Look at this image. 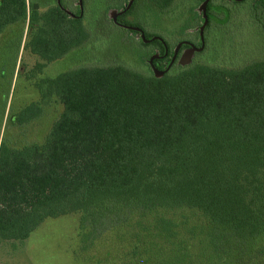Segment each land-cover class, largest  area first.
Segmentation results:
<instances>
[{
    "label": "trees",
    "instance_id": "16d2710c",
    "mask_svg": "<svg viewBox=\"0 0 264 264\" xmlns=\"http://www.w3.org/2000/svg\"><path fill=\"white\" fill-rule=\"evenodd\" d=\"M181 1L133 0L121 15L141 7L172 21L163 13ZM187 1L191 11L204 2ZM250 8L262 23L264 0H250ZM31 10L38 27L29 49L44 63L89 41L81 17L61 6ZM197 13L200 38L214 17ZM25 17L26 0H0V34ZM142 30L160 54L171 47L158 32ZM35 86L39 100L13 114L14 122L36 118L53 98L62 110L42 143L0 141V244L26 240L47 218L93 212L103 219L161 202L202 209L223 251L243 254L264 240V59L232 69L195 62L157 75L121 61L80 64Z\"/></svg>",
    "mask_w": 264,
    "mask_h": 264
},
{
    "label": "rangeland",
    "instance_id": "374dc122",
    "mask_svg": "<svg viewBox=\"0 0 264 264\" xmlns=\"http://www.w3.org/2000/svg\"><path fill=\"white\" fill-rule=\"evenodd\" d=\"M33 1L40 11L60 4L68 12L85 2ZM105 1L84 3L81 19L89 41L48 63L29 49L38 24L22 18L5 27L0 34V141L14 147L42 143L62 110L57 99L43 105L41 113L27 122L19 124L11 117L39 100L38 80L80 64L121 61L144 75H157L158 71L175 74L195 62L232 69L264 59V20L257 23L253 19L250 0H208L215 6L205 10L214 18L200 38L196 29L203 20L196 17L203 3L195 4L196 10L191 11L189 1L177 2L163 13L168 19L171 15L173 20L169 21L147 16L141 7L137 14L133 10V15L122 17L133 0ZM177 17L181 18L174 25ZM183 26L186 29L182 30ZM142 27L158 32L171 44L165 54L158 52L151 39L143 40ZM217 239L216 226L197 206L161 202L144 207L136 203L103 219L95 218L93 212L47 218L26 240L3 241L0 264H264V240L240 254L223 251Z\"/></svg>",
    "mask_w": 264,
    "mask_h": 264
},
{
    "label": "flooded vegetation",
    "instance_id": "af4514ba",
    "mask_svg": "<svg viewBox=\"0 0 264 264\" xmlns=\"http://www.w3.org/2000/svg\"><path fill=\"white\" fill-rule=\"evenodd\" d=\"M114 2H116V1H118V0H113ZM28 4V5H27ZM31 5L35 8V9H37V10H39L38 9V4H36L33 0H26V19H28L29 21H30V15H31V13H32V10H31ZM56 5H59V6H61L60 4H55V5H51V6H56ZM51 6H49V7H51ZM48 8V7H47ZM46 8V9H47ZM61 8L62 9H64L68 14H70V15H72V16H77V17H81L82 16V14H83V10H84V2L81 4V5H79L78 4V7H77V10L76 11H74V12H68V10H67V8L66 7H64V6H61ZM44 11V10H43ZM39 12H42V11H40L39 10ZM140 32V31H139ZM186 44V43H185ZM182 45V44H181ZM187 45H188V43H187Z\"/></svg>",
    "mask_w": 264,
    "mask_h": 264
},
{
    "label": "water",
    "instance_id": "95a60500",
    "mask_svg": "<svg viewBox=\"0 0 264 264\" xmlns=\"http://www.w3.org/2000/svg\"><path fill=\"white\" fill-rule=\"evenodd\" d=\"M208 2V0H204V2H203V5H202V10H203V12L205 13V6H206V3ZM155 70H157V69H155ZM162 71H158V73L157 74H160Z\"/></svg>",
    "mask_w": 264,
    "mask_h": 264
}]
</instances>
